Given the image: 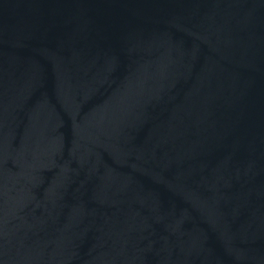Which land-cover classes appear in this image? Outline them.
I'll return each instance as SVG.
<instances>
[{"label": "water", "instance_id": "95a60500", "mask_svg": "<svg viewBox=\"0 0 264 264\" xmlns=\"http://www.w3.org/2000/svg\"><path fill=\"white\" fill-rule=\"evenodd\" d=\"M0 264H264V110L143 126L0 117Z\"/></svg>", "mask_w": 264, "mask_h": 264}]
</instances>
